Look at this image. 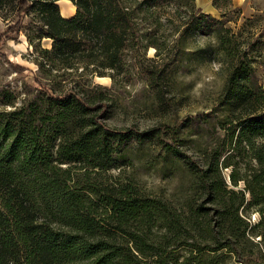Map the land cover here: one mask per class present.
I'll list each match as a JSON object with an SVG mask.
<instances>
[{
    "label": "trees",
    "instance_id": "1",
    "mask_svg": "<svg viewBox=\"0 0 264 264\" xmlns=\"http://www.w3.org/2000/svg\"><path fill=\"white\" fill-rule=\"evenodd\" d=\"M71 1L76 11L64 16L59 0H0V6L14 2L18 15L35 9L52 39L37 62L50 83L38 80L36 93L18 105L13 93L1 99L12 107H0V264H168L182 249L245 252V242H264V87L252 56L263 40L245 45L227 19L191 0L190 23L214 34L228 75L217 100L225 111L223 135L201 149L200 163L161 140L195 177L193 197L178 206L132 180L99 178L115 165L124 141L152 133L108 127L97 106L106 94L62 86L73 68L123 74L126 51L140 44V15L173 0ZM149 72L157 84L160 71ZM252 210L261 214L255 224Z\"/></svg>",
    "mask_w": 264,
    "mask_h": 264
},
{
    "label": "rangeland",
    "instance_id": "2",
    "mask_svg": "<svg viewBox=\"0 0 264 264\" xmlns=\"http://www.w3.org/2000/svg\"><path fill=\"white\" fill-rule=\"evenodd\" d=\"M65 1L59 0L64 16L71 10ZM70 2L74 6L71 12L75 13L76 6ZM194 2L214 17L227 19L226 26L232 28L245 45L256 38L257 46L263 45L264 0ZM13 4L0 6V107L8 108L12 105L2 103L1 99L9 93L14 94L18 105L36 93L38 80L43 86L50 83L37 62L38 50L51 47L52 42L35 9L26 15H18ZM155 8L140 15V44H134L126 51L127 70L123 74L114 78L73 68L64 74L67 83L62 86H73L74 90L90 96L106 94L108 97L98 101L97 106L98 120L108 127L127 129L134 134L152 133L151 138L139 139L134 135L124 141L123 151L116 153L115 165L102 171L99 178L132 180L144 191L179 206L193 197L195 177L181 155L166 151L161 140L200 163L201 149L215 144L223 135L219 120L225 111L217 100L228 69L218 54L214 34L190 23L191 0H173L157 8L158 13ZM18 20H21L18 29L8 30L9 25ZM263 50L257 47L252 56L259 83L264 87ZM151 69L161 73L157 84L151 80ZM50 77L61 80L58 75ZM57 81L54 84L61 86ZM229 173L230 168H226L228 180ZM248 217L255 224L261 214L252 210ZM258 239L260 237H256L254 243L245 242V252H189L182 249L169 256L168 264H264V242Z\"/></svg>",
    "mask_w": 264,
    "mask_h": 264
},
{
    "label": "bare ground",
    "instance_id": "3",
    "mask_svg": "<svg viewBox=\"0 0 264 264\" xmlns=\"http://www.w3.org/2000/svg\"><path fill=\"white\" fill-rule=\"evenodd\" d=\"M62 1V0H61ZM65 2H67L70 6V9L73 11V9H74V6L71 4V2H70V0H67V1H65ZM100 78H105V76H101ZM107 78V77H106Z\"/></svg>",
    "mask_w": 264,
    "mask_h": 264
},
{
    "label": "crops",
    "instance_id": "4",
    "mask_svg": "<svg viewBox=\"0 0 264 264\" xmlns=\"http://www.w3.org/2000/svg\"><path fill=\"white\" fill-rule=\"evenodd\" d=\"M68 10V9H67ZM72 10H70V14L66 15V16H71L74 12H71Z\"/></svg>",
    "mask_w": 264,
    "mask_h": 264
}]
</instances>
